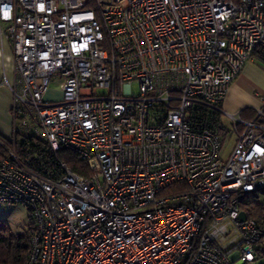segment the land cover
Wrapping results in <instances>:
<instances>
[{
	"label": "built area",
	"instance_id": "obj_1",
	"mask_svg": "<svg viewBox=\"0 0 264 264\" xmlns=\"http://www.w3.org/2000/svg\"><path fill=\"white\" fill-rule=\"evenodd\" d=\"M0 25L15 72L8 141L74 151L89 170L0 159V202L31 215L25 264H254L264 218L242 206L264 191V98L227 114L225 158L226 133L198 118L223 113L264 53V0H0Z\"/></svg>",
	"mask_w": 264,
	"mask_h": 264
},
{
	"label": "trees",
	"instance_id": "obj_2",
	"mask_svg": "<svg viewBox=\"0 0 264 264\" xmlns=\"http://www.w3.org/2000/svg\"><path fill=\"white\" fill-rule=\"evenodd\" d=\"M256 53L255 60L261 61L264 64V53L258 51ZM203 110H206L207 113L200 112L199 114L201 115H199L198 122L206 126L221 129L219 127L221 111L219 109ZM244 112H249V115L253 114V111L249 109H243L240 114L245 116ZM9 149H14L23 156H33L34 161L32 164L39 169L41 168L39 164H43L46 170L54 171L58 163H64L70 170L79 174L87 175L89 172L86 163L74 151L62 147H59L56 151H51L47 150L41 141L15 138L13 142H10L6 137L0 135V159L6 155ZM242 207L248 215L264 218V206L255 200L245 199ZM32 229V222L23 234L6 235L0 229V264H25L29 249V235ZM262 253H264V248L258 251V255Z\"/></svg>",
	"mask_w": 264,
	"mask_h": 264
},
{
	"label": "rangeland",
	"instance_id": "obj_3",
	"mask_svg": "<svg viewBox=\"0 0 264 264\" xmlns=\"http://www.w3.org/2000/svg\"><path fill=\"white\" fill-rule=\"evenodd\" d=\"M252 65L258 74L261 73L260 76L255 77V79L247 77L244 78L242 76L238 78L236 80L237 88H235L233 93H228V98L231 102L236 101L238 98L241 100H247L255 105L254 108H258L262 106L260 99L264 98V64L261 61H255ZM133 88L136 89V85H134ZM44 97L50 100H56L59 98L58 79L53 78L50 81ZM242 117L246 118L244 115H242ZM220 120L223 125L220 130L226 133L225 135H221V156L225 158L232 149L235 132L232 128L230 118L226 113H221ZM249 199L255 200L264 206L263 192L257 193ZM31 222L30 212L25 205L19 203L0 202V229L4 231V234H23L29 228ZM261 244L264 248V241H262ZM254 264H264V253L255 258Z\"/></svg>",
	"mask_w": 264,
	"mask_h": 264
},
{
	"label": "crops",
	"instance_id": "obj_4",
	"mask_svg": "<svg viewBox=\"0 0 264 264\" xmlns=\"http://www.w3.org/2000/svg\"><path fill=\"white\" fill-rule=\"evenodd\" d=\"M2 26V25H0ZM257 60H254V62ZM253 62L246 63L240 73L234 78L231 82L228 91L222 101V111L226 114H237L240 113L243 109L252 110L255 109L253 103L247 100L237 99L236 101H229L228 93L235 91L237 88L236 80L238 78L247 77L255 79V77L260 76L256 72V69L252 65ZM14 62H13V51L12 44L8 38H5L0 34V135L2 137L9 138L11 134V92L7 83H11L14 79ZM264 85V82H263ZM236 112V113H234ZM245 114V112H244ZM247 114V115H246ZM245 114V117H249V112ZM242 116V114H241Z\"/></svg>",
	"mask_w": 264,
	"mask_h": 264
},
{
	"label": "water",
	"instance_id": "obj_5",
	"mask_svg": "<svg viewBox=\"0 0 264 264\" xmlns=\"http://www.w3.org/2000/svg\"><path fill=\"white\" fill-rule=\"evenodd\" d=\"M245 216H246V215H245L244 211H241V212L239 213V217H240V218L244 219Z\"/></svg>",
	"mask_w": 264,
	"mask_h": 264
}]
</instances>
